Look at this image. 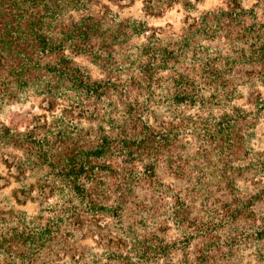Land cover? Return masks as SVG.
I'll list each match as a JSON object with an SVG mask.
<instances>
[{
    "label": "clouds",
    "instance_id": "1",
    "mask_svg": "<svg viewBox=\"0 0 264 264\" xmlns=\"http://www.w3.org/2000/svg\"><path fill=\"white\" fill-rule=\"evenodd\" d=\"M27 7L0 45V264H264V0Z\"/></svg>",
    "mask_w": 264,
    "mask_h": 264
},
{
    "label": "trees",
    "instance_id": "2",
    "mask_svg": "<svg viewBox=\"0 0 264 264\" xmlns=\"http://www.w3.org/2000/svg\"><path fill=\"white\" fill-rule=\"evenodd\" d=\"M28 2L29 0H0V45L12 47L13 40L11 39V35L13 32H18L23 36L26 31L32 29L33 25L30 17L34 15V12L27 7ZM31 4L33 7L37 6L38 0H31ZM89 32H91V29ZM82 39L87 42L89 35H82ZM186 87H190V85ZM107 143V140H105V145ZM96 155L99 156L102 153H96ZM101 170H104L103 166ZM81 172H83V169H81ZM80 191L81 189L77 188V192ZM101 211H103V208H101Z\"/></svg>",
    "mask_w": 264,
    "mask_h": 264
}]
</instances>
